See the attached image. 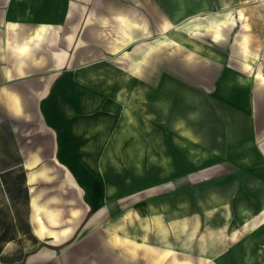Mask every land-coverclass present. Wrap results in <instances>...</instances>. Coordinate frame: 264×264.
Masks as SVG:
<instances>
[{
	"label": "crops",
	"instance_id": "obj_1",
	"mask_svg": "<svg viewBox=\"0 0 264 264\" xmlns=\"http://www.w3.org/2000/svg\"><path fill=\"white\" fill-rule=\"evenodd\" d=\"M0 264H264V0H0Z\"/></svg>",
	"mask_w": 264,
	"mask_h": 264
},
{
	"label": "rangeland",
	"instance_id": "obj_2",
	"mask_svg": "<svg viewBox=\"0 0 264 264\" xmlns=\"http://www.w3.org/2000/svg\"><path fill=\"white\" fill-rule=\"evenodd\" d=\"M243 234H245V232ZM243 234H241V235H243Z\"/></svg>",
	"mask_w": 264,
	"mask_h": 264
}]
</instances>
